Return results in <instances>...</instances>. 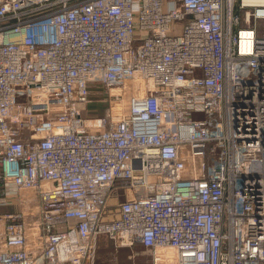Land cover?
I'll return each instance as SVG.
<instances>
[{"label":"built area","instance_id":"1","mask_svg":"<svg viewBox=\"0 0 264 264\" xmlns=\"http://www.w3.org/2000/svg\"><path fill=\"white\" fill-rule=\"evenodd\" d=\"M22 196L39 242L0 214V264H96L101 235L264 264V1L0 0V202Z\"/></svg>","mask_w":264,"mask_h":264},{"label":"rangeland","instance_id":"2","mask_svg":"<svg viewBox=\"0 0 264 264\" xmlns=\"http://www.w3.org/2000/svg\"><path fill=\"white\" fill-rule=\"evenodd\" d=\"M246 1L258 2L255 0ZM177 26L178 24L173 23L174 28H177ZM130 93L129 84H126L124 87H112L109 89L99 86L94 87L91 91L90 102L88 105V111L90 112L87 113V115L93 116V112L96 111V109H98V107L102 104H104L106 108L111 106L115 116H117L116 113L121 115L123 112L128 110V99ZM24 194H26V192H24ZM100 237L104 238L106 236L101 235ZM143 249L144 248L142 247H138V249L136 248L134 250L128 247L119 248L118 259L116 255L110 254L117 251L113 243L110 241L108 242L106 249L103 252H99V259L97 258L96 264H176V256H174V258L169 257L172 260L171 263L170 261L167 262V259L169 260V258H166L165 255L159 253V250H157L158 252L156 254L154 253L153 256L151 251H149V254H146L145 249V252L142 253V251H144ZM172 254L175 255L174 252Z\"/></svg>","mask_w":264,"mask_h":264},{"label":"crops","instance_id":"3","mask_svg":"<svg viewBox=\"0 0 264 264\" xmlns=\"http://www.w3.org/2000/svg\"><path fill=\"white\" fill-rule=\"evenodd\" d=\"M8 202H5V201L0 202V214L7 213V212L22 213L24 217V221H25L26 235L28 239L29 248L35 251L36 246L39 242V225L38 224H39V218H40L37 202L31 201L30 197H25V196H22V201H19L18 199L14 198V199H8ZM2 231H3V225H0V249L3 246L2 240H1ZM110 241L113 243V245L115 246L117 250L115 253L113 252L110 254L116 255L117 258L119 259V248H123V247H117L114 244V242L107 236L104 238H100L99 240L98 255H99V252H103L106 249V247L108 246V242ZM98 255H97V258H98Z\"/></svg>","mask_w":264,"mask_h":264},{"label":"bare ground","instance_id":"4","mask_svg":"<svg viewBox=\"0 0 264 264\" xmlns=\"http://www.w3.org/2000/svg\"><path fill=\"white\" fill-rule=\"evenodd\" d=\"M244 1H245L246 3L249 2V1H246V0H244ZM255 1L262 2V1H264V0H255ZM250 3H252V2H250ZM242 36H243V37H251V36H252V32H251V31H247V30H243V32H242ZM160 251H162V252H160ZM173 252H174L173 249L165 250V252H164V248L159 250V253H162L163 255H165L166 258H169V257H173V256H175V255L172 254ZM167 253H168V254H167ZM168 261H170V262L172 263V260H171L170 258H169V260L167 259V262H168Z\"/></svg>","mask_w":264,"mask_h":264},{"label":"trees","instance_id":"5","mask_svg":"<svg viewBox=\"0 0 264 264\" xmlns=\"http://www.w3.org/2000/svg\"><path fill=\"white\" fill-rule=\"evenodd\" d=\"M89 105V104H88ZM88 105H87V109H85V111H84V115L85 116H88L87 115V113H89L90 111H88ZM106 109V106L104 105V104H102V105H100L99 107H98V109H96V111H94L93 113H94V115L93 116H101V115H104L105 114V110ZM143 252H145V250L144 251H142V253ZM146 254H149V252L146 250Z\"/></svg>","mask_w":264,"mask_h":264}]
</instances>
